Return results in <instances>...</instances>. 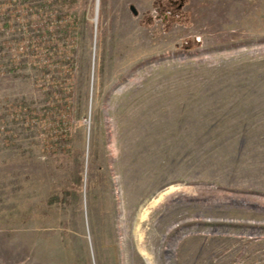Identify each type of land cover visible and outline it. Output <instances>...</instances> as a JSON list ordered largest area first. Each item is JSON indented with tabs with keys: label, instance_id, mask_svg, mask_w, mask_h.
<instances>
[{
	"label": "rangeland",
	"instance_id": "1",
	"mask_svg": "<svg viewBox=\"0 0 264 264\" xmlns=\"http://www.w3.org/2000/svg\"><path fill=\"white\" fill-rule=\"evenodd\" d=\"M0 264H264V0H0Z\"/></svg>",
	"mask_w": 264,
	"mask_h": 264
},
{
	"label": "water",
	"instance_id": "2",
	"mask_svg": "<svg viewBox=\"0 0 264 264\" xmlns=\"http://www.w3.org/2000/svg\"><path fill=\"white\" fill-rule=\"evenodd\" d=\"M132 10H133V12H134L135 14H137V11H136L134 8H132Z\"/></svg>",
	"mask_w": 264,
	"mask_h": 264
}]
</instances>
